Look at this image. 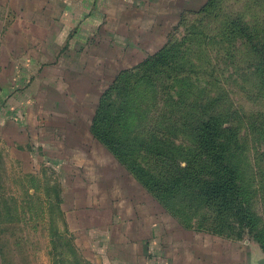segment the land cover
I'll return each instance as SVG.
<instances>
[{
  "label": "rangeland",
  "instance_id": "obj_1",
  "mask_svg": "<svg viewBox=\"0 0 264 264\" xmlns=\"http://www.w3.org/2000/svg\"><path fill=\"white\" fill-rule=\"evenodd\" d=\"M97 2L88 9L101 15L78 17L79 22L56 17L59 4L53 21L33 7L21 10L24 20L38 17L21 23L36 35L38 51L21 54L19 73L22 79L37 76L26 85L0 84L1 94L11 88L0 102V114L4 110L7 116L0 118L2 200L9 205L13 194L26 208L24 190L31 181L39 186L35 206L46 190L53 203L58 192L64 220L76 212L71 230L82 258L98 250L105 256L124 255L127 243L150 240L159 228L156 235L165 243L177 240L189 247L193 238L199 261L208 255L209 264H241L253 255V245L259 246L250 235L235 239L197 227L221 222L203 201L180 194L161 203L158 199L165 197L162 188L172 184L171 175L180 166L187 167L184 181L218 170L202 145V122L212 116L228 143V160L246 204L264 223V0ZM28 41L21 39L23 49ZM161 51L164 59L147 64ZM125 82L133 86L127 102L120 106L123 95H112L110 114L129 118L135 104L145 113L144 127L111 126L113 142H134L128 165L91 132L102 96ZM139 90L148 91L144 99L136 96ZM135 162L141 169L133 167ZM154 184L158 192L146 188ZM182 202L188 206L180 207ZM25 226L19 264H53L48 256L51 229L45 230L39 219Z\"/></svg>",
  "mask_w": 264,
  "mask_h": 264
},
{
  "label": "trees",
  "instance_id": "obj_2",
  "mask_svg": "<svg viewBox=\"0 0 264 264\" xmlns=\"http://www.w3.org/2000/svg\"><path fill=\"white\" fill-rule=\"evenodd\" d=\"M165 55L164 51L156 53L148 58L147 64H156L164 59ZM144 78H149V76L146 75ZM131 85L132 83L129 82L115 83L100 99L91 125V132L94 137L98 138L113 155L127 161L125 164L132 162L128 161V158L133 157L134 142L131 141L128 145H123L118 141L113 142L111 140V134L113 133L111 126L119 128L129 125L130 127H134V129L135 127H144L142 122L145 118V113L139 112L141 105L135 104L129 118H124L121 114L117 115L114 113L115 115H111L112 102L110 97L121 94L123 95V100L118 104L120 106L122 103L126 104V96L131 87H133ZM150 89H153V86ZM147 92L146 90H139L136 96L144 99V95ZM202 128L205 134L202 145L204 149L208 150L211 165L216 166L218 170L213 173L214 176L200 177L192 175L184 181L183 177L187 167L180 166L179 171L171 175L172 184L165 187V189L162 188L167 194L165 197L159 198L158 201L161 203L164 198H174L175 194H180L187 197L190 201L208 203L207 205L211 206L219 215L221 222H215L213 225L210 223H200L197 227H205L207 230L216 231L218 234L233 235L235 239H241L245 235H250L260 248L264 250V223L259 222L252 215L246 204L245 198L242 195V189L237 183V171L231 167L232 165L228 160V143L221 135V128L214 122V117L212 116L202 122ZM113 140H116V138H113ZM133 167L141 169L138 162H135ZM146 180L152 183L149 173ZM36 183L38 182L31 181L29 189L24 190L23 199L27 200L23 203L26 204V208L23 207V209L20 208V202L13 194L8 197V205L6 201L2 200L3 194L0 193V258L2 264L20 263L18 257H22V251H24L23 242H25L23 241V234L27 232L25 225L30 221L35 222L36 219L42 222L45 230L51 229L48 233L50 236L48 256H50L51 263L92 264L83 259L74 246L73 236L67 229L63 211L60 209L62 198L58 192H56L57 196L54 198V203L51 201L54 197L53 194L51 195L46 190L47 196L43 198L38 197L41 199V202L36 199L39 201L37 206L33 204V199L39 191V186ZM157 186L158 184L147 185L146 188L151 191H157L155 188ZM183 186L186 188H183ZM156 196L159 195L156 193ZM39 205L40 208L37 209ZM179 206L187 207L188 205L182 202L179 203ZM26 214L28 217L25 216ZM44 219H47V222ZM61 223L62 231H59Z\"/></svg>",
  "mask_w": 264,
  "mask_h": 264
},
{
  "label": "crops",
  "instance_id": "obj_3",
  "mask_svg": "<svg viewBox=\"0 0 264 264\" xmlns=\"http://www.w3.org/2000/svg\"><path fill=\"white\" fill-rule=\"evenodd\" d=\"M98 0H0V84L9 87L16 86L18 84H28L32 83L33 78L37 75L30 73L27 79L21 78V73L19 71L22 67L19 65L21 62V54L24 52L31 53L38 51V42L34 41L36 35L31 31H26V26L21 28V23L24 17H19L21 10H25L26 6L33 7L34 12L38 13L40 16H44L46 21H53L55 15H53L54 6L59 4L61 6V11L56 17H63V22L65 19L76 17L72 19L75 22H79L78 17H98L101 14L95 12V9H88L89 7H95ZM103 4V2H101ZM38 17H31L29 19L25 18L24 21H36ZM43 18V17H41ZM29 39L27 43L23 46L21 44V39ZM34 50V51H33ZM45 53H47L45 51ZM31 63V60H29ZM37 62L35 61L36 66ZM31 68V66H30ZM7 71L12 74V79L8 82L6 81ZM11 89V88H10ZM10 89L6 93H0V102L3 101L6 95L10 92ZM0 114V118L5 119L7 116L4 113ZM64 194V192H63ZM64 212L67 213V210ZM73 214V215H71ZM76 212H69L65 218L66 224L69 227V231L72 228L71 223H77ZM73 219V220H72ZM74 231L75 236H79L77 232ZM159 228H156L155 233L152 235V239H141L139 242L125 243L127 252L123 254H115V256H105L102 251L98 250V255L83 257L85 260L91 262L92 264H209L208 259L212 258L210 256H203L202 260H207L206 263L202 260L199 261V256L195 253L192 238L189 242V247L184 244H180L179 241L173 240L170 242H164L160 240L159 234L157 233ZM72 234V230L70 231ZM158 236H157V235ZM74 242L75 237L72 234ZM246 243V241H245ZM248 243V242H247ZM185 246V247H183ZM207 246V245H206ZM253 255L244 258L241 264H262L264 259L262 253L264 252L260 246L253 245ZM239 253L240 247L234 249ZM86 252V249H85ZM185 256L186 259L182 257ZM0 264L1 258H0Z\"/></svg>",
  "mask_w": 264,
  "mask_h": 264
}]
</instances>
